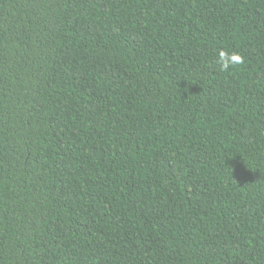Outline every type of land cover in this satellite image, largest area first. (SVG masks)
Segmentation results:
<instances>
[{
	"label": "trees",
	"instance_id": "16d2710c",
	"mask_svg": "<svg viewBox=\"0 0 264 264\" xmlns=\"http://www.w3.org/2000/svg\"><path fill=\"white\" fill-rule=\"evenodd\" d=\"M0 264H264V0H0Z\"/></svg>",
	"mask_w": 264,
	"mask_h": 264
},
{
	"label": "clouds",
	"instance_id": "9594fccd",
	"mask_svg": "<svg viewBox=\"0 0 264 264\" xmlns=\"http://www.w3.org/2000/svg\"><path fill=\"white\" fill-rule=\"evenodd\" d=\"M216 64L222 71L240 68L245 63V57L237 50L221 48L216 52Z\"/></svg>",
	"mask_w": 264,
	"mask_h": 264
}]
</instances>
